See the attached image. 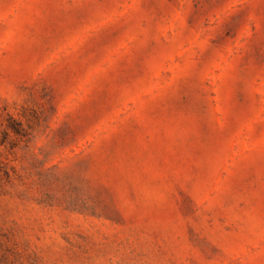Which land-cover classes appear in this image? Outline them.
<instances>
[{"label":"rangeland","instance_id":"rangeland-1","mask_svg":"<svg viewBox=\"0 0 264 264\" xmlns=\"http://www.w3.org/2000/svg\"><path fill=\"white\" fill-rule=\"evenodd\" d=\"M0 264H264V0H0Z\"/></svg>","mask_w":264,"mask_h":264}]
</instances>
